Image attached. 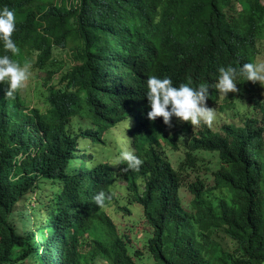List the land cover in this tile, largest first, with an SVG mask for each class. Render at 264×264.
<instances>
[{
    "label": "trees",
    "instance_id": "1",
    "mask_svg": "<svg viewBox=\"0 0 264 264\" xmlns=\"http://www.w3.org/2000/svg\"><path fill=\"white\" fill-rule=\"evenodd\" d=\"M3 6L16 14L19 51L0 45V54L27 64L46 89L42 110L28 107L19 89L6 96L0 83V264H139L141 252L103 210L118 180L152 229L145 248L153 264H264V117L244 116L241 126L218 132L183 125L191 138L176 170L160 142L174 148L178 133L165 136L163 118L148 119L145 95L148 76L158 75L176 86L203 83L206 101L217 102L218 69L255 62L264 44L261 0H0ZM236 82L227 104L256 96L255 82ZM120 124L121 144L143 161L138 170L84 146L106 148L104 134ZM199 151L217 154L220 164L211 186L201 178L187 184L186 209L181 171ZM48 186L47 203L32 210L42 208L44 222L32 223L20 204ZM220 230L234 249L217 239Z\"/></svg>",
    "mask_w": 264,
    "mask_h": 264
},
{
    "label": "rangeland",
    "instance_id": "2",
    "mask_svg": "<svg viewBox=\"0 0 264 264\" xmlns=\"http://www.w3.org/2000/svg\"><path fill=\"white\" fill-rule=\"evenodd\" d=\"M261 1L264 4V0ZM255 62H264L263 43L258 45ZM29 71V78L25 81L23 87L19 88V95L26 98L28 107L31 108L33 106H38L43 110L45 108L43 99L46 88L38 86L36 82L38 74L30 68ZM254 89L256 91V96L252 98L249 95H245L244 102L241 105L233 106L231 103L227 104L226 101H224V97L227 95L222 93H220V97L217 102H206V106L215 108L216 110V117L209 125L212 128V131L218 132L222 126L228 125L229 123L241 126L244 116L255 117L260 122L264 117V113L254 104V101H257L260 105H264V83L260 84L259 82H256ZM202 123L203 122H201V124ZM186 124L189 123L180 121L177 118L176 120L171 119L169 124L163 125V127L167 130L164 134L165 136H170L174 132H178L179 135V137L175 139L176 144L174 148L170 145H165L163 143V139H161L160 142L164 148L163 153L165 157L176 170H178L179 165L185 159L187 143L190 139V134H187L186 131L179 130L180 127ZM73 125L77 128L78 121H74ZM191 126L194 128L199 127V125ZM124 130L125 125L120 124L115 129L109 130L110 132L104 134L103 137L106 139V144L108 145L106 148L105 145H91V143L88 142H86V145H83L90 151L96 152V156L100 155L101 158L104 157L103 159H106V161L109 162L111 161L113 165H116L115 159L119 157L118 151L121 149H123L122 151L128 149L127 146H123L120 142V140L124 138V135L122 134V131ZM195 156V161L193 163L190 162L188 166L181 171L184 183L179 189V194L183 207L186 209L190 208L189 203L192 199V193L188 190L187 184L195 179L201 178L207 186H211L213 184V172L219 168L220 164L217 154L215 153L199 151L195 154ZM51 195L52 192L48 186L46 188L36 189L30 193L27 198L22 200L23 202L20 204V208L21 210L28 212L26 217H29V215L33 216V218H31L32 223L44 222L42 208L41 214L36 216L32 214V210L34 208H38V201L46 204ZM130 196L131 191L126 189L124 182L120 180L115 181V186L113 187L114 198L105 205L103 210L113 220L119 234L127 236L130 241V245L134 247V250L141 252L142 257L138 260V263L153 264V261L150 259V255L145 248L146 237L151 233L152 229L142 216V207L136 202L130 201ZM29 225L30 221L28 223V226ZM217 239L225 248H228L229 250L234 249L236 246L235 240L225 234L223 230H220L217 233ZM22 264H30V262L24 261Z\"/></svg>",
    "mask_w": 264,
    "mask_h": 264
},
{
    "label": "clouds",
    "instance_id": "3",
    "mask_svg": "<svg viewBox=\"0 0 264 264\" xmlns=\"http://www.w3.org/2000/svg\"><path fill=\"white\" fill-rule=\"evenodd\" d=\"M15 28V12L8 6L0 7V45L5 53L16 54L19 51L16 42L12 39ZM29 75L27 64L21 65L11 59L8 54H0V83L7 85L6 96H12L15 90L23 87ZM238 78H243L244 81H253L255 86L256 82L264 83V62L250 61L243 63L239 68L231 65L220 67L215 87L224 95L236 92ZM145 95L150 109L147 113L148 119L155 120L162 117L163 120L160 122L163 125L169 124L171 119L176 120L177 118L193 126L200 125L201 122L210 125L216 117L215 108L206 106L208 88L203 83L197 86H192L191 83H180L179 86H176L171 77L150 75L146 80ZM176 133L178 132H174L172 135ZM115 160L126 162L129 169L136 170L143 163L141 158L129 147L122 151ZM95 200L98 205H102L104 193H98Z\"/></svg>",
    "mask_w": 264,
    "mask_h": 264
}]
</instances>
